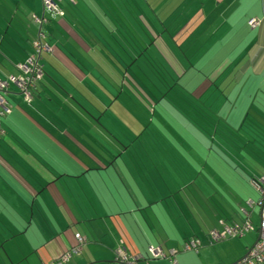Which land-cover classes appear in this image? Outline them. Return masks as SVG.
<instances>
[{
    "label": "crops",
    "instance_id": "0c3cea01",
    "mask_svg": "<svg viewBox=\"0 0 264 264\" xmlns=\"http://www.w3.org/2000/svg\"><path fill=\"white\" fill-rule=\"evenodd\" d=\"M70 2L60 1L49 16L43 0H0L2 81L21 76L18 66L43 29L38 22L50 21V52L41 57L44 77L32 88V103L13 86L6 94L0 264H53L78 246V237L86 244L68 264H121L120 250L137 264H237L259 233L246 243L211 244L210 235L223 231L221 222L254 223L259 209L248 204L261 200L252 185L264 178V120L251 124L242 110L264 108V0ZM210 8L217 16L211 25ZM253 19L262 23L255 31ZM146 75L149 90L139 85ZM188 82L193 92L179 99L177 83ZM136 84L148 98L155 95L147 105L132 95ZM119 88L113 103L110 94ZM157 114L171 129H184L190 151L213 154L232 172L233 189L224 190L229 201L204 185L193 195L194 166H171L179 154L166 143L171 134L155 125ZM65 139L67 147L57 141ZM245 149L251 156L242 162ZM178 192L181 202L174 200ZM191 243L198 249L185 251ZM156 248L163 259L153 258Z\"/></svg>",
    "mask_w": 264,
    "mask_h": 264
},
{
    "label": "rangeland",
    "instance_id": "374dc122",
    "mask_svg": "<svg viewBox=\"0 0 264 264\" xmlns=\"http://www.w3.org/2000/svg\"><path fill=\"white\" fill-rule=\"evenodd\" d=\"M61 2H62V0H61ZM72 3H74V2H72ZM211 10L212 9L210 8L208 11H206V15H205L206 18H207V20H208V22H210L209 25L212 24L211 21H215L217 19V16L214 15V14H212L210 12ZM216 29H217V26H216ZM216 29L214 28L213 30H216ZM182 78H181V80H182ZM178 81L179 80H177V82ZM183 84H185L186 88L184 87V85H178V83L176 85L177 88L175 90L173 89V88H175V87H173V85L170 86V90L173 89L174 90L173 91V94H175L179 99L184 98V97H187L186 96L187 94L189 95L190 93L193 92V89H191V87H189L190 82L183 83ZM137 86H138V84L135 85V89L141 95H145V92L141 89V87H137ZM261 93H263V92H261ZM132 95L133 96H136V92H133ZM119 97L120 96H118V98ZM123 97H125V96H123ZM167 99H169L170 102L172 101L170 98H167ZM156 100H158V99H156ZM198 105H199V103H198ZM251 106H255V107H251L250 108V111H252V114L249 113L248 107H245L242 110V111L246 110L245 111L246 114L252 115V116H247L246 117L247 118V122L250 120L251 121V124H253V121L254 120H258V119H256V117L259 118V119L264 120V118H263L264 113H262V114L260 113V111L262 109H264V108L260 107L258 104L257 105L252 104ZM115 107H116V105H115ZM240 109H242V108H240ZM116 111H117V108L114 109V112H116ZM176 111L178 112V114L180 116H182V117L184 116V112H183L182 109H180V108L178 109L177 108ZM253 114H255L256 116H253ZM52 117H53V121L56 124H59V126L64 127V130L67 129V128L70 130V128L68 126V122L61 121L56 115H52ZM153 118L156 121L155 122L156 123L155 125L158 128H160L161 130H164L165 129L168 132V134H171V137L165 136L166 143L170 147L173 146L178 151L177 154H179V155H177L176 158L174 156V158H173V161L174 162H171V166H178V168H180L179 166H194L193 180H192L193 181V184H192V189H191V192L193 193V195H195L197 193L200 194L201 192H203L201 186L204 185L209 190L210 193L215 192V195L218 192L220 194L223 193L222 196L225 199V201H229L231 199V197L230 196H226L224 190L226 191L227 189H229V190H232L233 189L234 179L232 178V175L230 174L232 172L229 169H226L227 168L226 166L223 167L224 165L222 163H220V161L216 158L215 155L209 154V153L204 154L202 152H200V154H198L195 151H193V152L190 151L191 148H190V146L188 144L191 145V143H189V141H187L185 139V137H184L185 136L184 135V133H185L184 132V129H182L181 127H179L176 123L174 124L175 128H172L173 131L175 132L174 133L172 131L171 127L167 124L166 121H164L162 119V117L160 115L157 114ZM260 122H261L260 123L261 129L262 128L264 129V122H262V121H260ZM179 129H182V131H180ZM231 130L232 131H237L234 127H232ZM251 133H252V131H251ZM72 134L77 137V132H73L72 131ZM77 139L78 140L80 139L83 143H85V141H83L82 138H78L77 137ZM57 141L59 143H62L64 147H67L68 146V144L66 142V139L65 140H62V141H59V140H57ZM183 142L188 143V144L185 145V143H183ZM175 143H176V146L174 145ZM182 143L184 144V146L182 145ZM257 143H260V142H257ZM85 144H87V143H85ZM227 150L230 151L231 153H233L232 149L230 147H228V146H227ZM245 152H246L247 155H242L241 157H239V159L242 160V162H245V159H247L248 157L251 156V155H249V150L248 149H245ZM79 157H80V159L82 158L81 155ZM177 174L178 175H182V174H185V172L184 173L178 172ZM186 177H187V181H188L189 180V174L188 173H186ZM179 180H180V178H179ZM235 182H237V181L235 180ZM206 188H203V190H205ZM179 190H180V188H177V191H179ZM182 194H183V192H178L176 194L174 200L176 202H181V198H184V197H181L180 198V195H182ZM226 203H227L228 206H233V204L230 203V202H226ZM180 208H181V205H180ZM185 209H186V207H185ZM254 213H255V215H254V223L253 222L252 223L254 225L255 231L254 232H251V233L245 234L243 239L236 238V242H238V243L245 242L246 243V241L250 237H253L255 239L256 236L258 235V233H259L258 230H259L260 225H261V222H260V219H259L260 218L259 217V209H256ZM194 225H196V224H192V226H194ZM254 247H255V245L251 249L247 250L246 254L243 256V258L241 260H243L244 257Z\"/></svg>",
    "mask_w": 264,
    "mask_h": 264
},
{
    "label": "built area",
    "instance_id": "2783aa9c",
    "mask_svg": "<svg viewBox=\"0 0 264 264\" xmlns=\"http://www.w3.org/2000/svg\"><path fill=\"white\" fill-rule=\"evenodd\" d=\"M74 2V0H70ZM45 11L49 13H55L57 6L53 0H43ZM40 26L46 24V20L39 21ZM261 21L253 19L249 22L250 28L255 31L260 28ZM41 40L44 38L43 34L40 35ZM33 55L22 65L18 66L21 72V76L17 79H9L2 81L0 80V123L1 120L10 116L11 110L8 107L5 95L7 94L10 86H14L24 97V101L28 104L33 101L32 88L34 83L42 78L43 68L39 65L41 57L44 53H49L50 50L45 47L41 41H37L33 46ZM4 136V131L0 127V141ZM253 189L256 190L260 196H262L261 201V225L259 228V241L256 243L255 247L244 257L243 260L237 264H263L264 263V178L254 185ZM251 206L252 203H249ZM220 225L224 227L221 233H211L210 240L211 244L220 243L230 239L242 238L245 234L255 231L254 225L250 220H247L242 227H227L221 222ZM80 242L82 240L78 238ZM199 247L197 243H191L186 245L185 251H196ZM80 252L76 248H68L66 254L57 262L53 264H67L76 256H79ZM151 254L154 259H163L165 257L163 251L160 248L151 250ZM176 252H171V261L173 262ZM117 263L121 264H137V261H130L126 253L123 250L119 251L118 257L116 259Z\"/></svg>",
    "mask_w": 264,
    "mask_h": 264
},
{
    "label": "trees",
    "instance_id": "16d2710c",
    "mask_svg": "<svg viewBox=\"0 0 264 264\" xmlns=\"http://www.w3.org/2000/svg\"><path fill=\"white\" fill-rule=\"evenodd\" d=\"M54 1V3H55V5L57 6V10H56V12L55 13H49V12H46V13H48V15L49 16H52L53 14H56V13H58L59 12V8H60V1L61 0H53ZM68 1V0H67ZM70 2V1H69ZM74 2H76V0H74ZM70 3H72V2H70ZM46 20V24L43 26V29L41 30V32H40V35H42L43 34V36H44V38L41 40V38H40V35H39V37L32 43V46H34V44L36 43V41H41V43L44 45V41H45V30L47 31L48 30V28H49V23H50V21L49 20H47V19H45ZM42 28V27H41ZM33 49V48H32ZM33 53H34V51H32V54L29 56V58L33 55ZM44 54H46V53H44ZM41 61V60H40ZM147 64V63H146ZM39 65H40V62H39ZM147 65H149L148 67L149 68H151L152 69V67L150 66L151 65V63H148ZM41 66V65H40ZM131 66V65H130ZM42 67V66H41ZM154 71V70H153ZM148 76V77H147ZM43 77H44V71H43V75H42V78L40 79V80H38V81H36L35 83H34V86L36 87V85L39 83V82H41L42 81V79H43ZM3 81H5V80H3ZM136 83H137V81L136 80H134ZM148 81H152L151 80V78H150V76L149 75H146V76H143V78L141 77V79H140V81H139V85H140V82H144L143 84H141V86L143 87V89H147V90H149L148 89V85H147V83H148ZM12 86V85H11ZM10 86V87H11ZM131 86V85H130ZM14 87V86H13ZM140 87V86H139ZM10 89V88H9ZM121 89L119 88V90L115 93V92H113V93H111L110 94V96L112 97L111 98V100H112V102L113 103H115L116 102V99H117V97L119 96V94H120V91ZM18 91V90H17ZM133 92H136V96H137V98H139V100L140 101H142V103H144L145 105H147V103H146V101L147 100H149L150 99V96H154L155 97V95H151L150 94V96H149V98H148V95L149 94H146V92H145V90H144V92H145V95H141L137 90L136 91H134L133 90ZM8 93V92H7ZM149 93H151L150 91H149ZM32 94H33V92H32ZM22 95V94H21ZM34 98V97H33ZM5 99H6V95H5ZM147 99V100H146ZM161 101V100H160ZM159 101V102H160ZM8 104V103H7ZM146 108H150L149 106H147ZM150 111H152V112H154V109L153 108H150L149 109ZM11 115V114H10ZM0 127H1V129H2V125H1V123H0ZM2 139V138H1ZM259 181V180H258ZM255 183H257V181H254ZM260 182V181H259ZM258 182V183H259ZM259 194V193H258ZM259 196H260V194H259ZM258 198H261V200L259 201H256L255 202V204L254 203H252V205L250 206L249 204H248V209H250V210H252L253 209V207H259V209H260V215H261V201H262V196H260V197H258ZM224 223V222H223ZM224 226H227V227H231V226H228V225H226L225 223H224ZM222 227V226H221ZM234 227V226H233ZM224 229V227H222V230ZM78 238H80V237H78ZM81 240H82V242H80L79 240H78V246L77 247H75L76 249H78L79 250V252H80V254L79 255H81L82 254V249H83V247L85 246V240H83L82 238H80ZM259 241V238H258V240H257V242ZM256 242V243H257ZM188 245V244H187ZM256 245V244H255ZM68 264V263H67ZM264 264V263H263Z\"/></svg>",
    "mask_w": 264,
    "mask_h": 264
}]
</instances>
